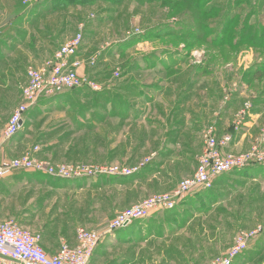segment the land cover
<instances>
[{"label":"rangeland","instance_id":"rangeland-1","mask_svg":"<svg viewBox=\"0 0 264 264\" xmlns=\"http://www.w3.org/2000/svg\"><path fill=\"white\" fill-rule=\"evenodd\" d=\"M36 1L0 0V144L12 145L5 159L38 148L34 155L39 159L85 165L93 174L85 183L62 184L42 176L40 182L29 179L30 184L12 188L18 194L9 198L18 209L8 219L26 230L41 233L50 226L65 235L83 226L102 231L120 211L170 193L195 173L204 148L208 127L189 125L202 119L204 108L207 124L215 125L237 92L243 95L227 119L235 123L245 103L258 104L262 121L247 150L262 136L264 0H61L64 6L57 10L52 2L41 4V14L27 19L25 12ZM227 15L236 16L229 28L222 21ZM80 27L86 31V53L96 56L85 71L100 79L103 91H70L61 100L44 101L26 115L20 143L6 140L4 130L23 100L28 68L45 64ZM173 61L180 63L164 70ZM132 62L145 65L126 73ZM256 66L258 79L250 74ZM106 70L109 74L101 72ZM121 102L130 107L127 114L121 115ZM157 153L162 162L152 165ZM150 158L133 178L110 171L139 167ZM25 175L38 177L33 171ZM254 175L227 177L228 186L205 210L197 208L192 193L167 240L102 247L96 254L99 264H152V255L165 248L174 255L181 249L193 259L197 253L206 264L225 256L237 234L264 225V169Z\"/></svg>","mask_w":264,"mask_h":264},{"label":"built area","instance_id":"built-area-1","mask_svg":"<svg viewBox=\"0 0 264 264\" xmlns=\"http://www.w3.org/2000/svg\"><path fill=\"white\" fill-rule=\"evenodd\" d=\"M83 42L84 32L83 27H80L79 32L61 44L45 64L28 68V83L22 89L23 100L11 114L4 130L6 140L12 139L21 131L25 114L36 106L42 97L54 96L84 86L93 91L102 89L97 81L81 72L87 61L80 56ZM88 61L94 64L96 56ZM115 74L119 75V72L116 71ZM252 106L251 102H247L237 113L234 123L236 131L247 122ZM262 131V136L250 150L231 153L226 152V148L233 141V134L225 133L219 137L214 126L208 127L204 136V148L198 156V166L192 176L182 180L170 193L155 194L120 211L102 231L79 226L76 229V244L72 245L67 239L62 238L56 254L47 253L41 246L40 233L26 230L14 219H0V264H90L106 234L145 219L154 212L173 209L189 194L211 189L216 179L223 174L244 169L252 164H264V129ZM36 150L38 148L23 156L0 161V181L18 171L41 172L68 180L92 177L93 171L88 166L45 161L34 155ZM150 160L151 158L147 159L139 167L122 169L116 167L110 171L131 176ZM262 230L263 225H259L251 232H240L228 253L209 264H233L234 260L249 247L250 240Z\"/></svg>","mask_w":264,"mask_h":264},{"label":"crops","instance_id":"crops-1","mask_svg":"<svg viewBox=\"0 0 264 264\" xmlns=\"http://www.w3.org/2000/svg\"><path fill=\"white\" fill-rule=\"evenodd\" d=\"M67 40V39H66ZM65 40V41H66ZM50 41L54 42L50 39ZM65 41H63L61 44H63ZM58 42V41H57ZM56 42V44H57ZM60 44V45H61ZM58 45L56 47V50L59 48ZM27 47L28 46L27 44ZM54 50V51H56ZM54 51L51 52L50 57L46 60H49L53 57ZM82 57V56H81ZM83 58V57H82ZM43 59V58H42ZM84 60H87V57H84ZM85 66L82 67L81 72L88 74L86 69L90 68L89 61H85ZM88 66V67H87ZM240 92H237L234 94V98L229 101V105L226 106L223 111L221 112V116L216 120V124H210L211 126H214L216 129V133L220 136L229 133L231 127L234 126V121L232 122V119L230 118V110L235 106V100L239 97H241ZM237 110V109H236ZM238 111V110H237ZM229 113V114H228ZM204 116L202 119L194 124L195 126L189 125L188 129H196L200 128L202 126L210 127L207 123L209 121L208 117L205 115V108L203 111ZM263 112L261 110V107L256 104L254 105L253 111L251 112L250 116L247 118V122L245 123V126L243 128H240L236 131V133L233 135V141L230 143V145L226 148L227 151H245L249 149L252 143V139L255 136H258V129L257 126L261 124L262 121ZM227 120L229 122H227ZM213 122V121H212ZM227 123V124H226ZM17 142H19L17 140ZM1 143V141H0ZM20 143V142H19ZM10 143L7 145L0 144V161L5 159V152L10 150ZM175 148V147H174ZM163 158H168V153H162ZM155 158L160 161L161 158L159 157V154L157 153L155 155ZM154 168V167H153ZM154 170V169H152ZM158 172L152 171V178L156 179L158 178L157 175ZM16 175H12L10 177H7L5 179H2L0 181V218L2 219H8L14 217L16 208L14 203H12L13 196H16L18 193H14L11 189L14 188L17 185L20 184H30L31 177H28V175H25L24 177H15ZM35 184V183H34ZM10 197V198H9ZM188 204H184L181 206V210L183 211ZM183 208V209H182ZM181 212H178L176 216H179ZM177 218H163L160 216H149L146 219H142L139 221L133 222L131 225L126 226L124 229H121L119 232L118 230L116 232L111 234H106L105 238L101 242L100 246L98 247L99 250L103 247L109 248L110 246L116 247L117 245H122L124 243L129 242H135V241H142L143 239H152L153 245H156L158 242H163L164 240H167L170 231H172L173 227L175 226ZM78 227H71L72 230L68 231L65 235L58 232L56 228L44 227L43 231H41V246L45 249V251L49 254H56L59 251L61 240L62 238L67 239L72 245L76 244V229ZM181 228V227H180ZM52 229V230H51ZM56 230V231H55ZM160 231H163V233H160ZM140 232V233H138ZM146 234V235H143ZM113 235V236H112ZM148 239V240H149ZM155 242H157L155 244ZM180 251L177 253V255L172 254L173 250L165 248L162 252L154 253L152 255V264H195L197 261V264H206L202 258H198L197 253H194L195 258H190V256L183 250L179 249ZM97 252V253H98ZM187 254V255H186ZM173 255L176 258V262L173 261ZM90 264H99L98 259L93 257ZM233 264H264V231L256 235L250 240L249 247L240 254L233 262Z\"/></svg>","mask_w":264,"mask_h":264},{"label":"trees","instance_id":"trees-1","mask_svg":"<svg viewBox=\"0 0 264 264\" xmlns=\"http://www.w3.org/2000/svg\"><path fill=\"white\" fill-rule=\"evenodd\" d=\"M73 1V0H72ZM72 1H70V2H72ZM85 1V0H84ZM48 2H52V3H54L55 4V7H53L52 9H56L57 10V8H59L60 6H64V3H61V0H50V1H48V0H37L34 4H32V6H31V8L30 9H28V10H26V12H25V16H26V18L28 19L29 18V16L31 17L32 15H34L35 14V16L37 15V14H41L40 12V9H39V6L41 5V4H46V3H48ZM80 2V1H79ZM88 2H90V0H86V4L88 3ZM81 3H83V2H81ZM85 3V2H84ZM45 6H48V7H45L44 9H46V8H49L50 6L49 5H45ZM48 10V9H47ZM47 13H51V11L49 12V11H47L45 14H47ZM34 16V17H35ZM236 16L235 15H227L226 17L225 16H223L222 17V21L224 22V27L225 28H229L230 27V25L232 24L231 22L233 21V19L235 18ZM249 17H251V16H249ZM249 24V18H247V20L245 21V24ZM247 25H245V26H243V28L244 27H246ZM246 31L245 30H243V33L244 34H246L245 33ZM259 32H257V31H255L254 32V36L256 35V34H258ZM260 35L262 36L263 34L262 33H260ZM85 36H86V31H85V34H84V40H85ZM264 37H262V39H263ZM6 45H9L8 43H5ZM80 56H82L83 58L84 57H87V60H89L90 58H91V56H89V54H87L86 53V45L84 44V42H83V46H82V49H81V52H80ZM176 63H180V61H173L172 63H169V64H167L166 65V67H165V69L164 70H171V69H174L175 68V66H176ZM90 64V63H89ZM145 65V63H143L142 65L141 64H139V66H137L136 64H134V62H132V64L130 65L129 63L127 64V66H126V73H129L128 71H132V68H134V67H141V68H143V66ZM147 65V64H146ZM150 65H152V63L150 64ZM153 67L155 66L156 68H157V66L158 65H156V63H154V65H152ZM264 67V66H263ZM92 68V67H91ZM257 68V66L254 68V69H252L251 70V73L250 74H252V77H256L257 79H258V76H259V71L261 70H257L256 69ZM90 69V68H89ZM102 73H107L108 72V70H106V71H101ZM133 72V71H132ZM107 74H109V73H107ZM88 76H90L92 79H94L95 81H97V82H100V79L98 78V77H96V76H92L90 73H88L87 74ZM101 76H102V74H101ZM255 79V78H254ZM80 91V90H89V91H91V92H93V93H95V94H99L100 92H102L103 91V88L100 90V92L99 91H93L92 89H90L89 87H87V86H84V87H81V88H77V89H72V90H67V91H65V92H63V93H59V94H57V95H54V96H46V97H42L40 100H39V102H38V106H39V104H41V103H43L44 101L45 102H49V103H52V102H55V101H58V100H61L68 92H70V91ZM120 93H122V92H120ZM152 99H153V97H152ZM262 103V102H261ZM120 104V103H119ZM36 105V106H37ZM121 105H122V110H121V115H122V113H125V111L126 110H128L130 107L129 106H127V107H124L123 106V104H122V102H121ZM33 108H35V106L33 107ZM253 108H254V103H253ZM32 110V108L25 114V121H24V124H23V127H24V125H25V123H26V115L30 112ZM124 110V111H123ZM123 111V112H122ZM252 111H253V109H252ZM251 111V112H252ZM125 114H127V113H125ZM243 126H245V125H242V127L241 128H243ZM22 127V128H23ZM229 133H232L233 135L236 133V130L234 129V126H232L231 127V129H230V131H228ZM219 137H220V135L219 134H217ZM222 136V135H221ZM22 137V129H21V131L17 134V135H15L12 139H10V140H12V141H15V140H18V141H20V138ZM154 160V161H153ZM152 160V165H153V163L155 162V161H159V162H162V161H160L159 159L157 160L156 158H154ZM147 167V166H146ZM146 167H144L143 169H142V171L143 170H145V168ZM264 169V164H252V165H249L248 167H246V168H244V169H240V170H234V171H232V172H230V173H226V174H223V175H221V176H219L217 179H216V181H215V183H214V186L211 188V189H207V190H200V191H197V192H194L196 195H197V199H198V201H197V204H196V206H197V208L198 209H204L205 210V208L208 206V207H210V206H212L211 205V203L213 202L212 200H214V198L216 197V195H218V192L220 193V191L225 187V186H228L227 185V183H228V181H226V179H227V177H232V176H240V175H244L245 177L247 176V177H253V178H256L255 177V173H256V170H257V172L258 171H262ZM141 171V172H142ZM22 172H32V171H18V172H16V173H14L16 176L15 177H21V173ZM34 172V171H33ZM37 175H38V177L36 176V177H33V178H31V180L32 179H34L36 182H40V180H42V176H48L49 178L50 177H52L53 179H55V180H57V182H62V184H63V182H70V184H73L72 182H79V183H85L86 181H87V177H85V178H80V179H70V180H68V179H61V178H57V177H53V176H51V175H48V174H45V173H41V172H35ZM242 173H244V174H242ZM13 174V175H14ZM137 174H140V171L138 172V173H135L134 174V177L135 176H138ZM22 176H24V175H22ZM130 177V176H129ZM131 177L133 178V175H131ZM84 179H86V180H84ZM107 179H109V178H104V179H102V181H107ZM225 181H226V184H224V185H222L223 183H225ZM34 182V181H33ZM192 194V193H191ZM191 194H189V195H191ZM195 194H193V195H195ZM186 196L183 200H181L173 209H166V210H160V211H157V212H154V213H152V217H154V216H160V217H163V218H169V219H171V218H176V215H178L177 213L178 212H181L180 210V208H181V206L182 205H184V204H188V199L190 198V196ZM180 214V213H179ZM178 217V216H177ZM148 218V217H147ZM146 219V218H145ZM131 225V224H130ZM125 228V227H124ZM124 228H121V229H124ZM121 229H119L118 231H120ZM264 231V225H263V230L261 231V233ZM116 232V231H115ZM172 231H170V233H171ZM160 233H163V231H160ZM260 233V234H261ZM41 234V233H40ZM97 252H98V249L96 250V252H95V254H94V257L96 256V254H97Z\"/></svg>","mask_w":264,"mask_h":264}]
</instances>
